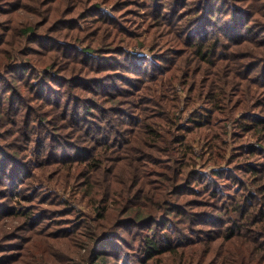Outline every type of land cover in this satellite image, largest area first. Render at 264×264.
Here are the masks:
<instances>
[{
	"label": "trees",
	"instance_id": "trees-1",
	"mask_svg": "<svg viewBox=\"0 0 264 264\" xmlns=\"http://www.w3.org/2000/svg\"><path fill=\"white\" fill-rule=\"evenodd\" d=\"M6 219L0 264H264V0H0Z\"/></svg>",
	"mask_w": 264,
	"mask_h": 264
},
{
	"label": "rangeland",
	"instance_id": "rangeland-1",
	"mask_svg": "<svg viewBox=\"0 0 264 264\" xmlns=\"http://www.w3.org/2000/svg\"><path fill=\"white\" fill-rule=\"evenodd\" d=\"M184 95H186V94H184ZM187 114L188 113L184 114L185 119L187 117ZM228 127L230 130V133L227 135L226 139H227V142L230 143L228 153H227V156L229 157L231 152H232V149H233V145L231 143L230 137H231V132L233 131L234 128H233V125H231V124ZM194 137H196V136H194ZM195 139L196 140L194 142V152H195L194 157H195V161L198 163L197 168L200 170V172H205V173H208L211 170H215L216 169L215 163L211 159L209 150L207 148H205L206 141L202 140L200 137H196ZM202 165L204 167H202ZM59 193L63 196L64 199H68L70 197V194H71L70 192H65L66 193V195H65V193H63L61 191ZM76 197H77V199L72 200L73 205L76 206V208L80 209L81 211H83L87 214H94L93 208L89 205L87 199H84V201H81L80 200V198H81L80 193H79V195L77 194ZM9 223H11V220L7 221V219H6L2 224H0V228L4 227L5 225H8ZM70 249H71V247L68 246L67 250L70 251ZM92 252H95V247H92ZM85 254H86L85 249L79 250V258L80 259H82V257Z\"/></svg>",
	"mask_w": 264,
	"mask_h": 264
}]
</instances>
